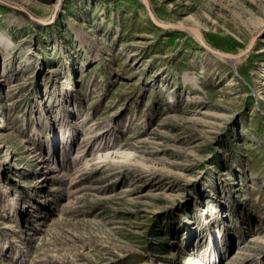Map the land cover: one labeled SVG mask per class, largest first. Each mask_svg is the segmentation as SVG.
I'll return each mask as SVG.
<instances>
[{
	"label": "rangeland",
	"instance_id": "rangeland-1",
	"mask_svg": "<svg viewBox=\"0 0 264 264\" xmlns=\"http://www.w3.org/2000/svg\"><path fill=\"white\" fill-rule=\"evenodd\" d=\"M3 1L0 264H264V0Z\"/></svg>",
	"mask_w": 264,
	"mask_h": 264
},
{
	"label": "water",
	"instance_id": "water-1",
	"mask_svg": "<svg viewBox=\"0 0 264 264\" xmlns=\"http://www.w3.org/2000/svg\"><path fill=\"white\" fill-rule=\"evenodd\" d=\"M61 1V0H60ZM144 2V6L145 9L149 15V18L151 19V21L153 22V24L161 29L164 30H180V31H185L188 32L189 34H191L195 40L203 47L205 48L208 52H210L211 54L221 58V59H225V60H229V61H238V60H242L243 58H245L246 56H248L252 49L254 48L256 41L258 40V38L260 37L261 32H259L258 34H256L248 43V46L245 48V50L239 54H229V53H225V52H221L219 50H216L214 48H212L204 39L202 33L200 32V30H198L197 28L193 27V26H186V25H182V24H171V23H165V22H161L160 20H158V18L156 17L154 11L152 10V7L149 3V0H143ZM0 3H5L3 0H0ZM12 8H14L15 10L24 12L25 14H27L31 19L36 20L31 13H29L26 9L20 7V6H15V5H10ZM57 10V9H56ZM56 12L53 14V17L56 15Z\"/></svg>",
	"mask_w": 264,
	"mask_h": 264
},
{
	"label": "bare ground",
	"instance_id": "bare-ground-1",
	"mask_svg": "<svg viewBox=\"0 0 264 264\" xmlns=\"http://www.w3.org/2000/svg\"><path fill=\"white\" fill-rule=\"evenodd\" d=\"M159 20V19H158ZM161 21V20H160ZM161 22H163V21H161ZM196 28V27H195ZM198 29V28H197ZM199 30V29H198ZM191 36V35H190Z\"/></svg>",
	"mask_w": 264,
	"mask_h": 264
}]
</instances>
